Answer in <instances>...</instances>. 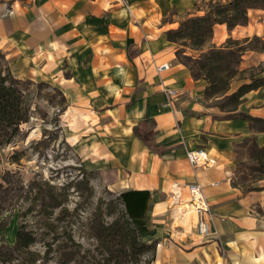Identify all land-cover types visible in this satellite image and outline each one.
<instances>
[{
	"label": "crops",
	"instance_id": "crops-1",
	"mask_svg": "<svg viewBox=\"0 0 264 264\" xmlns=\"http://www.w3.org/2000/svg\"><path fill=\"white\" fill-rule=\"evenodd\" d=\"M200 1L0 0V50L16 75L49 80L62 91L65 113L76 119L68 134L82 166L120 191L145 240L159 239L152 264H264V178L251 190L234 184L236 148L251 136L264 144V130L224 117L205 96L207 81L192 75L166 36L186 16L204 12ZM247 23L232 29L216 23L205 48ZM163 62L170 67L158 71ZM237 111L264 117V87L249 91ZM135 125L154 131L165 150L153 151ZM198 147L212 166L190 163L187 151ZM193 181L210 204V238L196 233L194 214L187 229L169 207L172 185L181 184L186 196Z\"/></svg>",
	"mask_w": 264,
	"mask_h": 264
},
{
	"label": "rangeland",
	"instance_id": "rangeland-1",
	"mask_svg": "<svg viewBox=\"0 0 264 264\" xmlns=\"http://www.w3.org/2000/svg\"><path fill=\"white\" fill-rule=\"evenodd\" d=\"M207 1H200L196 6L204 9ZM249 18L251 25L242 28L234 38L243 39L245 31H250L248 45L257 47L261 53L256 56L245 51L247 56H242L245 63L239 67L246 71L236 80L249 81L252 73L264 75V50L260 49L264 47V11L251 10ZM176 46L178 58L185 61L184 54L190 55V48ZM21 78L28 84L31 116L22 125L20 134L0 147V180L9 189V203L2 214L5 227L0 226V236L12 245L19 227L30 231L35 241L29 249L36 252L37 263L62 264L68 252L75 253V257L66 264H78V256L84 253L90 261L99 260L108 251L101 250V240L92 227L99 220L110 223L125 210L120 191L106 185L97 171L82 166L68 134V125L72 126L76 119L65 113L62 91L46 79ZM253 125L256 129L261 127L258 123ZM254 140V136L247 137L236 148L234 177L245 186L260 182L250 156ZM154 253L147 252L142 264H152Z\"/></svg>",
	"mask_w": 264,
	"mask_h": 264
},
{
	"label": "trees",
	"instance_id": "trees-1",
	"mask_svg": "<svg viewBox=\"0 0 264 264\" xmlns=\"http://www.w3.org/2000/svg\"><path fill=\"white\" fill-rule=\"evenodd\" d=\"M264 9V0H209L202 14H190L179 22L178 27L166 31L169 40L178 45L190 48L194 52L190 55L184 54L185 61H181L189 67L196 78H204L207 81L205 96L213 98L212 102L219 106L222 111L227 112L224 117H241L253 123L261 125L259 129L264 130V117L254 116L244 111H237L238 106L245 100L246 94L259 87H264V75L252 73L248 78L232 90V82L240 79L239 75L246 71L239 67L242 56L250 48L248 41L250 36L243 39L229 36L220 45L212 44L204 48L213 36L216 23H225L229 29L241 24L244 25L249 19V9ZM256 39L259 37L255 34ZM264 50L263 48H260ZM182 52L185 49L181 50ZM177 56L179 50L177 49ZM193 62V65L191 64ZM263 71V69H261ZM261 71L259 73H261ZM28 84L26 80L16 75L12 70L9 60L0 50V147L7 145L20 134L22 125L29 121L31 116V103L28 97ZM65 104V97L63 95ZM216 100V101H215ZM145 121L142 120L141 124ZM139 125L134 126V131L142 140L156 153L165 150L163 145L155 141V132L152 130H139ZM253 160V171L258 172V180L264 178V144L254 140L250 153ZM234 184H240L234 177ZM242 187L246 190L259 188L253 184ZM9 189L0 180V226L2 214L9 203ZM121 199L122 196H120ZM124 203V201H123ZM92 229L101 240V250H107L108 254L101 259H87V254L78 256V264H142L143 256L149 251H155L158 238L147 241L134 224L126 209L115 217L110 223L96 222ZM16 240L10 245L0 236V264H43L38 259L36 252L29 249L35 241L33 234L26 231L23 226L15 233ZM75 253H65L66 264L73 259ZM76 256V257H77ZM77 258V259H78ZM45 264V263H44Z\"/></svg>",
	"mask_w": 264,
	"mask_h": 264
},
{
	"label": "built area",
	"instance_id": "built-area-1",
	"mask_svg": "<svg viewBox=\"0 0 264 264\" xmlns=\"http://www.w3.org/2000/svg\"><path fill=\"white\" fill-rule=\"evenodd\" d=\"M127 0H122L126 3ZM170 67V64L163 62L157 65L158 71L166 70ZM170 96L176 95L174 88H166ZM170 102H167L169 104ZM187 158L192 165L200 168H207L214 164V159L210 158L207 151L203 147L190 149L187 151ZM187 189V195L183 193L181 184L174 183L169 191V207L174 211L178 209L179 213L184 214L187 210H191L194 214V224L196 233L204 238L212 237V211L210 204L203 194L202 186L199 182L193 181L185 185ZM224 255V249H219ZM217 264H225L218 262Z\"/></svg>",
	"mask_w": 264,
	"mask_h": 264
},
{
	"label": "bare ground",
	"instance_id": "bare-ground-1",
	"mask_svg": "<svg viewBox=\"0 0 264 264\" xmlns=\"http://www.w3.org/2000/svg\"><path fill=\"white\" fill-rule=\"evenodd\" d=\"M174 214L176 216V220L178 221L177 224L179 225H184L187 229L190 228L191 226V216H192V211L187 210L184 214L179 213L178 209L174 210Z\"/></svg>",
	"mask_w": 264,
	"mask_h": 264
}]
</instances>
